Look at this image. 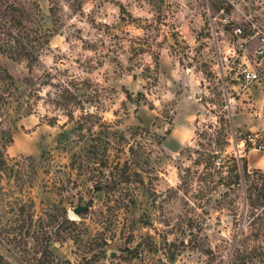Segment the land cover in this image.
<instances>
[{
	"label": "rangeland",
	"instance_id": "374dc122",
	"mask_svg": "<svg viewBox=\"0 0 264 264\" xmlns=\"http://www.w3.org/2000/svg\"><path fill=\"white\" fill-rule=\"evenodd\" d=\"M0 8V67L21 101L11 122L0 108V130L11 131L0 264H35L40 231L25 240L2 231L28 201L34 232L52 223L42 231L53 264H80L101 241L95 264H264V254L234 257V244L252 243L243 186L224 193L218 158L206 155L207 139L224 135V153L255 170L247 181L264 174V0H0ZM15 37L28 39L29 57L15 52ZM239 63L259 80L241 83ZM122 247H136L135 257Z\"/></svg>",
	"mask_w": 264,
	"mask_h": 264
},
{
	"label": "trees",
	"instance_id": "16d2710c",
	"mask_svg": "<svg viewBox=\"0 0 264 264\" xmlns=\"http://www.w3.org/2000/svg\"><path fill=\"white\" fill-rule=\"evenodd\" d=\"M11 7V6H10ZM14 10V9H11ZM2 8H0V13ZM4 11V9H3ZM13 12V11H12ZM23 42V43H22ZM11 43H14L13 49L15 52H21L25 58L29 57V49L27 48L28 39L26 38V42L22 39L12 40ZM19 96L14 91L13 86V78L6 71L2 70L0 67V108L5 107L7 110V117L9 122L12 121L11 111H13L16 105H19L21 101H19ZM12 104V107L9 111L8 106ZM30 109H24L21 114L28 113ZM19 114V115H21ZM249 136V135H248ZM4 137V141L0 142V195L4 193V188L1 183V175L10 172L11 168H7L5 165L4 159V148L11 141V131L10 128L7 130H0V138ZM251 137V136H249ZM216 140V139H214ZM227 138L223 135L219 141H212V139H207L208 146H210V150L206 154L212 158H218L219 164L216 166L217 168V181L216 186L224 188V193L232 191L234 192L236 188H238L241 184L243 186V199L244 205L248 210L247 219H246V230L248 231L249 240L252 242L249 247L244 246V243L240 242L239 244L233 246L234 257L237 256L239 260L243 259V255L246 257L259 254L262 256L264 254V174L258 173L259 181L248 180L251 172H255V170L251 169L249 171L247 169V165L245 161H240L241 156L236 157L234 154H226L225 146L227 145ZM257 140V139H256ZM1 141V140H0ZM247 142L250 143L246 138H244V144ZM251 144V143H250ZM262 145V142L257 141V145ZM225 166V171H222L220 168ZM14 173H19V171H14ZM236 196V194H235ZM15 198H12L13 200ZM32 204L30 201L24 204L18 205L16 208L12 210L11 216L12 221H8L5 227H2L5 232L10 231L9 234L11 236H20L21 238L31 239L33 233L38 234L40 231L41 241L38 243L39 246L36 249L37 256L34 257L35 264H53L54 259L48 248L46 231L47 227L52 223L46 225L45 229H37L36 232L32 230L33 220H32ZM6 235V236H7ZM5 236V234H4ZM93 246V250L91 251L88 257H83L82 263L80 264H95L102 257L105 256V249H103L104 241L95 243ZM124 253L127 260H130L135 257L136 247H122L121 249ZM234 261V259H233ZM61 264L68 263L67 260L56 261ZM242 264V263H240Z\"/></svg>",
	"mask_w": 264,
	"mask_h": 264
},
{
	"label": "built area",
	"instance_id": "2783aa9c",
	"mask_svg": "<svg viewBox=\"0 0 264 264\" xmlns=\"http://www.w3.org/2000/svg\"><path fill=\"white\" fill-rule=\"evenodd\" d=\"M233 33L239 34L240 29L238 27L234 28ZM238 66H239V69L237 71V74H238V79L241 83L250 84V83H255L259 80L258 73L256 72L254 68L252 67L249 68L248 66L241 64V63H239ZM262 128H264V126H262ZM246 139L250 141V143H252V141L254 140L253 137H249L248 135ZM242 142H244V140H242ZM256 147L257 149H261L263 146L260 144V145H257ZM235 156L239 157L237 155Z\"/></svg>",
	"mask_w": 264,
	"mask_h": 264
},
{
	"label": "water",
	"instance_id": "95a60500",
	"mask_svg": "<svg viewBox=\"0 0 264 264\" xmlns=\"http://www.w3.org/2000/svg\"><path fill=\"white\" fill-rule=\"evenodd\" d=\"M88 206H89V203H86V204L83 203V204H77V205H74V206L71 208V210H70V212H69V215H70V216L78 215V214L84 212V211L88 208ZM109 255H110V256H113V255H114V252L111 251V252L109 253Z\"/></svg>",
	"mask_w": 264,
	"mask_h": 264
}]
</instances>
